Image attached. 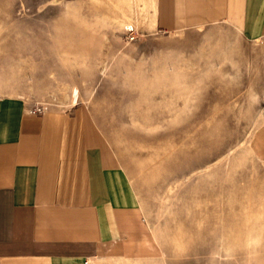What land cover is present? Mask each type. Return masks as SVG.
I'll return each instance as SVG.
<instances>
[{"label": "rangeland", "instance_id": "1", "mask_svg": "<svg viewBox=\"0 0 264 264\" xmlns=\"http://www.w3.org/2000/svg\"><path fill=\"white\" fill-rule=\"evenodd\" d=\"M151 4L0 0V96L89 105L163 238L158 264H264V36L154 29Z\"/></svg>", "mask_w": 264, "mask_h": 264}, {"label": "crops", "instance_id": "2", "mask_svg": "<svg viewBox=\"0 0 264 264\" xmlns=\"http://www.w3.org/2000/svg\"><path fill=\"white\" fill-rule=\"evenodd\" d=\"M151 11L154 29L264 36V0H152ZM253 146L264 162V121ZM165 249L87 103L0 96V264H158Z\"/></svg>", "mask_w": 264, "mask_h": 264}, {"label": "built area", "instance_id": "3", "mask_svg": "<svg viewBox=\"0 0 264 264\" xmlns=\"http://www.w3.org/2000/svg\"><path fill=\"white\" fill-rule=\"evenodd\" d=\"M39 108H41V107H39Z\"/></svg>", "mask_w": 264, "mask_h": 264}]
</instances>
